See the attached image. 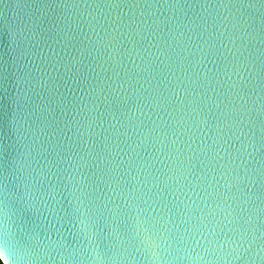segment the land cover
<instances>
[{
    "label": "water",
    "instance_id": "1",
    "mask_svg": "<svg viewBox=\"0 0 264 264\" xmlns=\"http://www.w3.org/2000/svg\"><path fill=\"white\" fill-rule=\"evenodd\" d=\"M7 264H264V0H0Z\"/></svg>",
    "mask_w": 264,
    "mask_h": 264
},
{
    "label": "snow or ice",
    "instance_id": "2",
    "mask_svg": "<svg viewBox=\"0 0 264 264\" xmlns=\"http://www.w3.org/2000/svg\"><path fill=\"white\" fill-rule=\"evenodd\" d=\"M3 260H4V256L0 254V261H3ZM4 264H7V261H5Z\"/></svg>",
    "mask_w": 264,
    "mask_h": 264
},
{
    "label": "trees",
    "instance_id": "3",
    "mask_svg": "<svg viewBox=\"0 0 264 264\" xmlns=\"http://www.w3.org/2000/svg\"><path fill=\"white\" fill-rule=\"evenodd\" d=\"M0 264H4L3 261H0Z\"/></svg>",
    "mask_w": 264,
    "mask_h": 264
}]
</instances>
